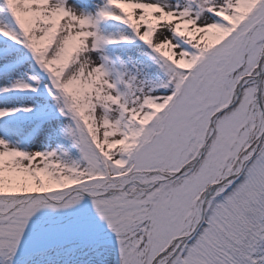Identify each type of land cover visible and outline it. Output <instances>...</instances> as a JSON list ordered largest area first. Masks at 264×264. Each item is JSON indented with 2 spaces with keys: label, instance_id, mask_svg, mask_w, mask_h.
<instances>
[{
  "label": "snow or ice",
  "instance_id": "obj_1",
  "mask_svg": "<svg viewBox=\"0 0 264 264\" xmlns=\"http://www.w3.org/2000/svg\"><path fill=\"white\" fill-rule=\"evenodd\" d=\"M0 264H264V0H0Z\"/></svg>",
  "mask_w": 264,
  "mask_h": 264
}]
</instances>
